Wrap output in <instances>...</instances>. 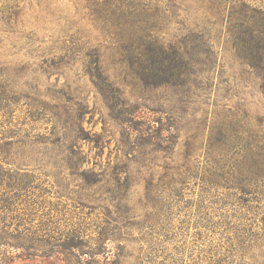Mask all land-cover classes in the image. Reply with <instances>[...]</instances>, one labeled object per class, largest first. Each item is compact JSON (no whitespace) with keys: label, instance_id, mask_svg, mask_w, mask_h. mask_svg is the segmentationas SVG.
I'll return each mask as SVG.
<instances>
[{"label":"rangeland","instance_id":"1","mask_svg":"<svg viewBox=\"0 0 264 264\" xmlns=\"http://www.w3.org/2000/svg\"><path fill=\"white\" fill-rule=\"evenodd\" d=\"M243 3L264 11V0H0V135L8 143H0V179L10 186L0 188V264H93L103 257L88 253L101 231L105 256L120 249L123 264H170L165 256L178 259V233L193 231L200 198L206 207L218 201L208 208L213 221L230 208L222 204L234 203L232 192L202 194L192 178L170 198L162 188L158 200L154 187L188 150L203 163L222 118L249 143L264 134L259 75L230 33L232 8ZM150 41L188 54L186 86L150 85L148 63L136 57ZM252 42L249 49L264 46V37ZM96 65L112 93L94 85ZM250 206V228L260 232L264 198ZM150 224L177 234L156 255ZM71 235L76 247L65 249Z\"/></svg>","mask_w":264,"mask_h":264},{"label":"trees","instance_id":"2","mask_svg":"<svg viewBox=\"0 0 264 264\" xmlns=\"http://www.w3.org/2000/svg\"><path fill=\"white\" fill-rule=\"evenodd\" d=\"M104 2V6L109 4L107 1ZM231 15L234 19V30L230 33L236 35L237 39L240 40L242 50L239 52L249 62L248 66L257 71L261 81V89L264 90V46L256 43L249 49L250 42L254 38L264 37V11L243 3L239 7L232 8ZM153 44H158V42L150 41L149 50L137 53L136 56L139 58L140 64L148 63L149 73L146 76L152 81L150 85L174 88L186 86L187 79L185 77L189 76L190 71L188 70V61L190 60L187 59L188 54L181 53L179 47L172 46L167 49V53V50L162 46ZM252 61H256L258 64L256 65ZM261 63H263L262 67L260 66ZM90 75L96 79L94 85L101 93H104L103 95L112 93V86L108 83L107 78H104L98 65L90 70ZM132 112L127 110L124 114L125 117ZM123 121L128 123L132 120L125 118ZM214 128L217 131L209 136L206 149H203V163H196L195 151L188 150L183 164L179 165L173 162L175 166L166 167L168 181L163 182L160 179L157 186L154 187V191L161 193L158 197L160 200L163 198L164 191L162 188H166L171 191L166 194L170 198V195L174 193L172 190L174 186H179L183 184L184 180L192 178L200 181L202 194L209 195L211 190L222 188L232 192L226 198H232L234 203H223V207L230 206V208L226 209L222 215H217V221H213L209 209H213L212 206L218 204V201L215 200L218 197L215 196V201L209 202L207 207L203 206L202 200L204 199L200 198L196 202L199 209L193 216L195 220L193 231L190 233L189 230H186L178 233L181 240L175 247L174 254L178 259L173 260L169 256H165V260L168 259L170 264H184L187 256L186 264H237L238 258L250 255L251 259L256 260L258 258L259 261H256H261L258 264H264V217L263 228H260V232L258 230L254 232L250 228L254 217H249L254 213L250 203L258 202L264 198V134L259 132L261 136H258L252 143L247 140L244 141L240 137V126L237 123L234 125L227 124V118H222L219 125ZM5 138V136L0 135V143L7 145ZM116 170L120 171L121 169L117 168ZM0 188L5 190L10 186L5 185L0 179ZM165 206L169 205L161 206L150 221L157 220ZM154 208L158 209V205L156 204ZM247 221L250 222L249 225H246ZM169 232L167 229H155L150 224L148 233L153 241L150 244V254H157L158 251L154 249V247H158L157 244L175 242L177 234L167 236ZM84 233L80 231V239L84 238ZM98 235L94 239L97 248L88 253L93 257L99 254L103 257L93 264H123L125 254L120 249L116 255L105 256L106 252L103 246L104 239H106L105 231L99 232ZM74 237V235L70 236L72 242L64 244L65 249L76 247V243L73 242ZM188 238L191 239L188 241ZM80 245L84 247V244L80 243ZM256 250L258 252H255ZM151 261L150 264H153L154 261Z\"/></svg>","mask_w":264,"mask_h":264}]
</instances>
